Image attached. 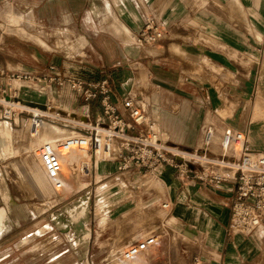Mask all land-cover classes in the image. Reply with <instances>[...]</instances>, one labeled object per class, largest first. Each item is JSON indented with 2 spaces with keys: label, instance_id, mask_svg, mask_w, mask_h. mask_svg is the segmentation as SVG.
I'll return each mask as SVG.
<instances>
[{
  "label": "rangeland",
  "instance_id": "1",
  "mask_svg": "<svg viewBox=\"0 0 264 264\" xmlns=\"http://www.w3.org/2000/svg\"><path fill=\"white\" fill-rule=\"evenodd\" d=\"M0 1V29L6 34H10V37L0 38L4 50L9 51L8 49L13 47L21 58L26 55L36 58L37 49L41 51L42 48L47 53L52 50L63 52L62 49L66 52L68 46L72 45L71 37L66 33H62L57 38L46 33L45 29L42 30V27L34 21V14L32 19L26 14L28 10L19 13L8 4L2 11L3 4L8 0ZM196 1L199 2L198 6L192 1L188 2V6L190 5L196 10L203 8V12H207L208 16L212 14L218 18L220 23L224 24L227 19L223 15V10L220 9L223 8L230 17L234 18V22L231 23L235 26L234 29L237 31L242 29L240 22L244 18L245 11L240 0H226L225 3H222L221 0ZM250 1L255 8H258L261 2V0ZM17 2L18 0H16ZM22 4H25L24 1ZM214 4L219 7L218 10ZM18 7L17 3L16 8ZM208 16L204 17V22L217 27L213 22L215 19ZM209 24L202 25L199 31H196L192 36L189 34L187 38L188 41L192 40V44H189L194 45V48L198 50L196 54L202 55L201 57L195 56L189 59L178 45L171 47L174 53L188 60L184 61L181 58L184 64L181 82L190 88L191 95L177 97L171 91L155 87L156 84L151 81L152 79L149 82L145 81L140 88L133 83L127 85L130 96L136 97L142 105L145 104L146 116L156 128L164 151L173 160L172 164L181 165L186 170L188 177L201 171L202 167L204 170H208L207 173L210 171L219 174L226 173V170L219 167L216 162L221 159L223 153L220 142L225 125L220 119L228 116L229 112H220L218 114L220 119L217 117V111L214 110L217 107V101H215V107L212 104L213 100L217 99L213 86L220 91L219 102L224 105L229 99V86L233 76L226 70L224 71L227 74L223 73L226 76L217 73L208 74L205 70L210 66L206 57L211 59L212 51L218 50V54H224L221 52L223 50L221 47H214L210 43ZM262 24L264 25V21ZM219 28L223 30L222 26ZM185 29L190 31L188 26ZM165 32L164 39L156 44L157 46L184 40L178 36H175V40H173V33L170 30ZM250 35L257 42H264L263 35L252 25ZM12 36L27 41L26 44H30V48L25 46L22 41H10L9 38H13ZM67 42L69 43L67 44ZM72 53L74 54L70 55L71 57L84 56L80 52ZM224 56L226 57L225 54ZM173 59L179 61L178 58ZM194 60L196 61L193 62ZM219 61L223 62V59ZM6 66L5 70L14 73L23 72L14 64ZM2 67L1 69H4ZM202 78L206 82L210 80V83L200 81ZM0 83L3 84V88L7 85L12 86L15 92L11 91L9 94L15 95L12 98H16L17 102L15 101V103L18 104H33L34 100L40 101L42 98L44 100L46 95H51L52 91L54 100L46 101V105H49L48 109L50 108L51 111V108H54L55 112L52 113H57L58 109L63 110L69 115L67 118L62 117L66 120L47 121L48 124L41 128L39 135L35 138L29 136L28 123L22 122V118H26L28 121V113L12 117L10 121L0 120V235L7 229L10 217L15 218V222H20L21 225L13 233H19V229L23 231L20 235L16 234L17 236L9 242V245L12 244L10 247L8 244L1 246L2 242H0V264H131V261L126 262L120 259L121 253L134 242L143 240V237H147L151 233L157 236L160 234L158 222H163L161 205L165 203V190L160 186V184L164 185L163 179L157 172L147 174L144 170L137 171L136 169L117 172L107 177L97 171L94 173V163L96 162L97 166L99 159L95 161L90 153L77 152V150H73V147L66 150L59 147L66 138L79 132L78 128L81 127L74 124V120L79 122L82 120L83 123L94 120L92 111L85 107L87 105L85 102L73 97L67 88H63L57 94L53 87L51 89L49 86L38 83H27L17 79L9 80L8 76L0 80ZM260 83L264 84V73L260 76ZM206 95L210 97L209 103L208 100H205ZM262 103L264 104V99ZM35 104L44 105L42 101ZM22 109H25L24 106ZM28 109L25 110L29 111ZM256 109H258L257 101ZM258 113L264 114L259 110ZM71 114H75L77 118L71 119ZM164 116L170 117L167 123L162 121ZM209 124L214 129V137L217 141L205 148L203 133ZM49 127L57 128L62 131V134L51 135ZM43 143L55 147L58 153L63 181L60 191H56L48 181L37 158V149ZM202 156H205L206 159H199ZM84 163H89V165H84ZM81 167H86L88 173L80 171ZM161 168L174 170L169 165L160 167L158 170ZM139 179L142 183L138 185L135 181ZM87 194L89 195L88 214L84 218L85 221H80L76 215L70 216L68 211L78 203L82 196ZM57 203L58 205L54 206ZM100 215L104 217L103 225H100L99 222ZM82 223L84 224L83 228L89 231L88 237H85L83 233L76 232ZM22 224L24 225L22 226ZM139 227L144 234H132ZM146 228H149L151 233H146ZM127 234L129 235L127 236ZM20 237H22L21 240H19ZM173 242H178L176 237L173 238ZM7 247L9 248L2 250Z\"/></svg>",
  "mask_w": 264,
  "mask_h": 264
},
{
  "label": "crops",
  "instance_id": "2",
  "mask_svg": "<svg viewBox=\"0 0 264 264\" xmlns=\"http://www.w3.org/2000/svg\"><path fill=\"white\" fill-rule=\"evenodd\" d=\"M22 1L27 8L23 6L25 4H22ZM189 1L198 6L199 2L196 0H18L19 7L16 8V0H8L3 4L2 11L9 4L19 13L28 10L26 14L31 16V19L33 12L34 21L42 27V30L45 29L46 33L57 38L62 33H66L71 37L72 45L68 46L70 49H66V52L62 49L63 52L52 50L47 53L41 48V51L37 49L36 58L29 55L21 58L17 55L16 49L11 47L6 51L0 42V68L3 66L2 68L6 69L7 64H14L23 72L40 74L44 67L51 63L58 67L64 76L84 81L108 78L113 90L111 99L114 105L130 95L127 85L133 83L140 88L145 81L149 82L151 79L156 84L155 87L171 91L177 97L191 95L190 88L181 82L184 66L181 60H188L174 53L171 47L178 45L189 59L195 56L201 57L202 55L196 54L198 50L194 45L189 44L192 40L188 41L187 38L189 34L192 36L199 31L202 25L207 26L209 23L203 20L208 16L207 12H203V8L196 10L188 6ZM221 1L226 2V0ZM240 2L246 12L240 22L241 30L234 29L235 26L231 24L234 18L230 17L223 8L220 9L227 19L224 24L221 22V25L216 16L212 14L208 16L215 19L213 22L217 26L209 24L210 43L214 47H221L223 49L221 52L226 57L222 53L218 54V50L212 51L211 59L206 57L210 66L205 70L208 74L217 73L226 76L224 74L228 73L233 76L229 86L230 93L229 96L227 95L229 99L224 105L219 102L220 91L213 86L217 96L212 102L215 107L217 101L214 110L217 111L219 119L220 112H229L228 116L220 119L223 124L243 132L251 150L264 151V114L258 113V110L264 113L262 111L264 84L260 83V76L264 73V42H257L250 35L252 25L264 38L262 24L264 0H261L258 8H255L250 0H240ZM214 6L218 10L219 7L215 4ZM146 16H153L164 32L170 30L174 35L173 40L175 36L184 40L158 46L136 45L135 38L139 37ZM115 23L119 26L116 27ZM187 26L190 31L185 29ZM220 26L223 30H220ZM118 27L120 31H124V37L126 35L124 39L116 31ZM6 36L10 37V34L0 29V38ZM12 37L9 38L10 41H22L30 48L31 45L26 44L27 41L14 38L16 36ZM152 46L157 50H151ZM72 52H80L84 56L71 57L70 55L74 54ZM173 58H178L179 61ZM220 59H223V62H220ZM203 80L200 79L204 83H210V80L207 82ZM45 99L34 102L42 101L46 106L47 100H54L52 91ZM205 100L209 103V95H206ZM256 101L258 109H256ZM85 107L92 111L93 118L100 114L98 102L87 104ZM56 111L68 115L66 111L59 109ZM50 112H55V109L51 108ZM70 116L73 119L77 118L75 114ZM169 119V116H164L162 121L167 123ZM216 141L214 137L212 143ZM97 164V166L94 164V173L97 171L105 177L117 173L112 163ZM173 171L170 168L157 170L164 182V200L168 206L162 209L167 214L163 215V222H158L159 236L152 234L149 228H146V233H151L149 236L156 237L157 244L135 259H142L140 264H264V220L249 235L227 232L235 186L231 182H222L213 186L189 181L182 179ZM56 205L58 203L54 206ZM20 227V222H15V218L10 217L7 229L0 235L1 246L9 245L15 236L22 234V229H19V233H13ZM132 234L144 233L139 227ZM174 237L177 238V243L173 242ZM136 260L135 262L131 260L133 261L131 264H136Z\"/></svg>",
  "mask_w": 264,
  "mask_h": 264
},
{
  "label": "built area",
  "instance_id": "3",
  "mask_svg": "<svg viewBox=\"0 0 264 264\" xmlns=\"http://www.w3.org/2000/svg\"><path fill=\"white\" fill-rule=\"evenodd\" d=\"M164 29L160 27L153 16L145 17V24L136 38L138 46L157 44L164 37ZM8 76L9 80H23L27 83H38L49 86L58 94L67 88L73 97L86 104L98 102L100 114L93 121L86 122V126L79 124L80 137H74L60 143L62 149L72 146L86 147L90 156L102 163H112L116 172L144 170L147 174L157 172L158 168L169 165L182 179L197 181L209 185H218L222 182H231L234 186V198L231 204L230 221L227 227L228 234L249 235L256 230L264 220V151H253L249 148L243 132L224 126L221 133V148L224 151L218 166L232 171V176L226 173L219 174L213 171L202 170L188 177L181 165H173L155 133L153 125L146 116L144 107L136 97L127 95L117 105L112 103V86L108 78L97 81H84L79 78L64 76L59 68L49 63L40 74L17 72L0 68V80ZM12 89V90H11ZM15 92L12 86L3 88L0 83V120H11L12 117L28 113V133L30 137L36 136L47 121L58 122L62 117L56 115L46 116L44 110L32 108L26 111L21 107L13 106L11 102L17 99L9 92ZM137 99V100H136ZM22 105V104H21ZM46 109V108H45ZM72 123V122H71ZM75 124V123H74ZM212 125L206 126L203 133V146L211 145L214 136ZM240 144L239 157L227 154L230 147ZM39 160L47 178L53 186L60 189L63 182L60 178V160L55 147L43 144L40 147ZM206 150V149H205ZM167 155V157H166ZM205 160L206 157H199ZM96 164V162L94 163ZM164 206L163 208H166ZM157 244L155 236H147L136 241L124 250L120 259L130 261L139 254L146 252Z\"/></svg>",
  "mask_w": 264,
  "mask_h": 264
},
{
  "label": "bare ground",
  "instance_id": "4",
  "mask_svg": "<svg viewBox=\"0 0 264 264\" xmlns=\"http://www.w3.org/2000/svg\"><path fill=\"white\" fill-rule=\"evenodd\" d=\"M111 16H112V13L110 14ZM113 19V18H112ZM112 19L110 20V21H112ZM114 19H115V17H114ZM117 19V18H116ZM115 21V20H114ZM119 22V21H118ZM117 22V23H118ZM117 23H115V26L117 27V26H119V25H117ZM113 26V25H112ZM116 29V28H115ZM126 29V28H125ZM124 29V30H125ZM114 31V30H113ZM116 31L119 33V36H121V38L122 39H124L125 37H126V35H125V37H124V31L122 32V31H120V27H118L117 29H116ZM122 32V33H121ZM115 33V32H114ZM258 34V33H257ZM128 36V35H127ZM17 102V101H16ZM12 104V103H11ZM14 104V106H17V107H21V108H23V106H24V108L25 109H28V108H30V109H28L29 110V112L31 111V110H34V109H32V108H36V109H40V110H46L45 111V113H46V116H48V117H53V116H56V115H58V116H60V117H69V115H63L62 113H52V112H50V108L48 109V105H46V106H44V105H42V104H35V103H33L32 105L31 104H18V103H13ZM37 105H41V106H37ZM144 105V104H143ZM44 108H46V109H44ZM144 108H145V105H144ZM25 109H23V110H25ZM27 111V110H26ZM54 114V115H53ZM70 118L71 119H73L71 116H70ZM23 121H25L26 123H28V121H27V119L26 118H22V122ZM73 123H75V124H80V125H83V126H86V122H82V120L79 122V121H73ZM46 124H48V123H44L43 124V126L44 125H46ZM42 126V127H43ZM41 127V128H42ZM41 130V129H40ZM40 130L38 131V133L36 134V136H34V138L35 137H37L38 135H39V132H40ZM49 130H51V135H53V134H57V135H60V134H62V131H60V130H58L57 128L55 129V128H51V127H49ZM154 130H155V133L158 135V133H157V130H156V128H154ZM81 135H80V133L79 132H75V135H73V136H70V137H68V138H66L65 140H68V139H71V138H74V137H80ZM158 137H159V135H158ZM57 138H59V137H57ZM213 138H214V136H213ZM212 138V139H213ZM211 143H212V141H211ZM43 144H47V143H43ZM43 144H41V145H43ZM41 145H40V147H41ZM48 145H50V144H48ZM51 146V145H50ZM40 147L37 149V158H38V160H39V155H40ZM73 147V150H77V152H81V153H84V154H88V152H87V148L84 146V147H76V146H72ZM237 148V150H235V148ZM20 151V150H19ZM236 151H237V153H236ZM239 151H240V144L239 143H235V144H233L231 147H230V151H226V153L227 154H231V155H233L234 157H239ZM224 152V151H223ZM177 156V155H176ZM182 158V157H181ZM77 159L79 160V157H78V155H77ZM183 159H184V157H183ZM200 159V158H199ZM73 161H74V158L72 159ZM39 162H40V160H39ZM40 164H41V162H40ZM84 165H89V163H84ZM41 166H42V164H41ZM42 168H43V166H42ZM82 168V167H81ZM79 169L80 171H82V172H84V171H86L87 173H88V169L85 167V168H82V169ZM43 171H44V169H43ZM44 173H45V171H44ZM232 171H230V172H227L226 173V175L227 176H232ZM46 175V174H45ZM47 177V176H46ZM60 178H61V180H62V173H61V162H60ZM48 179V178H47ZM156 180V179H155ZM48 181L51 183V181L48 179ZM63 182V181H62ZM148 182H150V181H148ZM136 183L139 185V183H142L141 181H140V179L139 180H137L136 181ZM51 185L53 186V184L51 183ZM157 185V184H156ZM159 185V184H158ZM160 186H161V188L162 189H165L164 188V185H162V184H160ZM63 187V186H62ZM62 187L60 188V189H57V188H55L54 186H53V188L56 190V191H60L61 189H62ZM84 187V186H83ZM78 190H79V188H78ZM88 205H89V195L87 194V195H85V196H82L80 199H79V201H78V203H76L75 204V206L72 208V209H70L68 212H69V215L70 216H72V215H76V217L77 218H79V220L80 221H85L84 220V218L86 217V215L88 214ZM168 206V204H165V203H163L161 206H162V208L164 207V206ZM162 212H163V215H165V214H167V212L166 211H164V210H161ZM5 213V212H4ZM4 213H3V215H4ZM105 216V215H104ZM3 218H5L4 216H2ZM106 221V220H105ZM99 222H100V225H103V222H104V217H103V215H100V220H99ZM98 222V223H99ZM107 222V221H106ZM70 224V223H69ZM73 224V223H72ZM1 225H3V224H1ZM80 227V226H79ZM84 227V224L82 223L81 224V227L80 228H78V229H76V230H78V231H76V232H78V233H83L84 234V236L85 237H88V233H89V231H88V229H84L83 228ZM1 229V228H0ZM145 252H143V253H141V254H139L138 256H136L135 258H139V257H141V255L142 254H144ZM135 258H133L132 260L135 262ZM135 259V260H134ZM141 260L142 259H140V260H136L137 262H136V264H140L141 263ZM131 261V260H130ZM129 261V262H130ZM133 261H131V262H133ZM144 263V262H143ZM129 264V263H128ZM145 264V263H144Z\"/></svg>",
  "mask_w": 264,
  "mask_h": 264
},
{
  "label": "water",
  "instance_id": "5",
  "mask_svg": "<svg viewBox=\"0 0 264 264\" xmlns=\"http://www.w3.org/2000/svg\"><path fill=\"white\" fill-rule=\"evenodd\" d=\"M32 105V104H31ZM37 106H41V105H37ZM42 107V106H41ZM45 109V108H44Z\"/></svg>",
  "mask_w": 264,
  "mask_h": 264
},
{
  "label": "flooded vegetation",
  "instance_id": "6",
  "mask_svg": "<svg viewBox=\"0 0 264 264\" xmlns=\"http://www.w3.org/2000/svg\"><path fill=\"white\" fill-rule=\"evenodd\" d=\"M32 15H33V12H32Z\"/></svg>",
  "mask_w": 264,
  "mask_h": 264
}]
</instances>
